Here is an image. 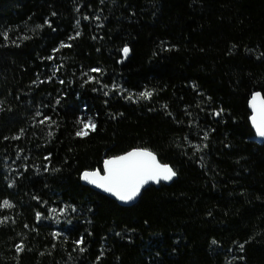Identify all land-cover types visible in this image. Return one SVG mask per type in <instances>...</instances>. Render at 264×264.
I'll use <instances>...</instances> for the list:
<instances>
[{"label":"trees","instance_id":"trees-1","mask_svg":"<svg viewBox=\"0 0 264 264\" xmlns=\"http://www.w3.org/2000/svg\"><path fill=\"white\" fill-rule=\"evenodd\" d=\"M0 32V264H264V0H0ZM135 148L174 182L83 184Z\"/></svg>","mask_w":264,"mask_h":264},{"label":"snow or ice","instance_id":"snow-or-ice-1","mask_svg":"<svg viewBox=\"0 0 264 264\" xmlns=\"http://www.w3.org/2000/svg\"><path fill=\"white\" fill-rule=\"evenodd\" d=\"M79 35V33H77ZM0 36L3 37L5 41H8L9 36L7 32H0ZM70 39H75V37H70ZM15 43V41H13ZM60 47H70L61 43ZM58 50V49H57ZM123 54L125 57L130 52L128 47L123 48ZM94 72H99L100 69H92ZM91 79V78H90ZM141 98H150L152 93L150 91H145L140 94ZM250 108L252 109L251 123L255 129L256 135L259 137H264V96L260 93H255L250 100ZM42 115L37 113V116ZM219 115V113H216ZM51 120V117H45L40 123H46ZM79 123L82 127L77 131L76 135L80 137L87 136L90 131L94 132L96 130V124L91 118L85 122L80 119ZM51 135V133H49ZM18 138V137H16ZM103 174L99 169L95 171H85L82 175V179L88 183L95 185L97 188L103 189L105 192L111 193L118 200L124 202H130L136 199L140 195L141 190L151 183L159 184L161 181H171L176 175V171L169 165L163 164L157 158L156 154L148 149H133L124 155L116 156L111 159H106L103 161ZM14 205L8 201L4 200L0 207L12 208ZM66 210V209H65ZM74 210V209H73ZM55 213L56 209H52ZM40 214H37L39 219ZM8 218L5 217L3 223ZM54 235H59L54 234ZM82 244L83 240L77 242ZM23 246H17V251H22ZM83 251V249H81Z\"/></svg>","mask_w":264,"mask_h":264},{"label":"water","instance_id":"water-1","mask_svg":"<svg viewBox=\"0 0 264 264\" xmlns=\"http://www.w3.org/2000/svg\"><path fill=\"white\" fill-rule=\"evenodd\" d=\"M130 52H129V54L127 55V57H125L124 56V58L125 59H128L129 57H130ZM255 93H260L262 96H264L263 95V93L261 92V91H257V92H255ZM254 93V94H255ZM253 94V95H254ZM252 95V96H253ZM251 100V99H250ZM249 109H250V111H251V115H252V109L250 108V101H249ZM250 121H251V117H250ZM251 125H252V123H251ZM252 128H253V130H254V132H255V129H254V127L252 126ZM256 133V132H255ZM257 136V135H256ZM257 138H258V140L260 141V142H262V143H264V137H259V136H257ZM135 149H137V148H135ZM141 149H145V148H141ZM133 150V149H132ZM132 150H130V151H132ZM149 150V149H148ZM130 151H128V152H130ZM151 151V150H150ZM153 152V151H152ZM127 153V152H126ZM126 153H124V154H126ZM154 153V152H153ZM124 154H122V155H124ZM156 154V153H155ZM120 156V155H119ZM156 156H157V158L159 159V157H158V155L156 154ZM116 157V156H115ZM111 158H113V157H110V158H108V159H111ZM160 160V159H159ZM160 162L161 163H163L161 160H160ZM163 164H166V163H163ZM167 165H169V166H171L170 164H167ZM172 167V166H171ZM173 168V167H172ZM174 169V168H173ZM86 171H92V170H86ZM95 171V170H94ZM103 171H104V169H103ZM103 171H101V174H103ZM85 172V171H84ZM83 172V173H84ZM83 173H82V175H83ZM177 178V175L171 180V181H168V182H165V181H161L159 184H156V183H149L148 185H146L142 190H141V193H140V195L139 196H137L136 197V199H134L133 201H130V202H124V201H120V200H118L115 196H113L111 193H108V192H105L103 189H100V188H97L95 185H92V184H90V183H88L87 181H85V180H83L82 179V176H81V179H82V182H83V184L84 185H86V186H89V187H91L92 189H94V190H96V191H98V192H100V193H102V194H104V195H106V196H108V197H110L111 199H113V200H115L118 204H120V205H122V206H132V205H134V204H136L139 200H140V198H141V196H142V194H143V192L147 189V188H149V187H151V186H156V187H160L162 184H165V185H170V184H172L173 182H174V180Z\"/></svg>","mask_w":264,"mask_h":264},{"label":"rangeland","instance_id":"rangeland-1","mask_svg":"<svg viewBox=\"0 0 264 264\" xmlns=\"http://www.w3.org/2000/svg\"><path fill=\"white\" fill-rule=\"evenodd\" d=\"M62 66H63V64H62ZM60 68H61V66H60ZM55 71L57 73L59 71V69H56ZM104 90H105L106 94H108V95H112L115 93H123L121 90V87H119L118 85L105 86ZM85 122H87V120ZM6 209H9V208H6ZM65 218H66V214L64 211L56 210L55 213H53L52 211L49 212V216H48L47 220L54 223L55 225H58L61 221H64Z\"/></svg>","mask_w":264,"mask_h":264}]
</instances>
